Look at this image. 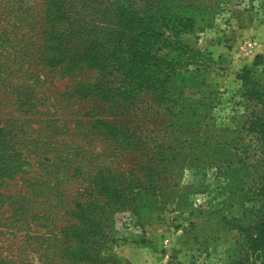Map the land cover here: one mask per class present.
Wrapping results in <instances>:
<instances>
[{
	"label": "rangeland",
	"instance_id": "obj_1",
	"mask_svg": "<svg viewBox=\"0 0 264 264\" xmlns=\"http://www.w3.org/2000/svg\"><path fill=\"white\" fill-rule=\"evenodd\" d=\"M47 1L0 0V259L260 264L248 235L264 214V0H195L194 31L173 65L182 101L169 117L123 118L145 120L150 137L141 126L117 138L98 133L90 113L100 106L76 95L93 72L52 67L48 39L73 21L77 38L95 26L104 39L120 11L100 23L83 1L54 12ZM92 200L104 215L88 234L92 213L77 203Z\"/></svg>",
	"mask_w": 264,
	"mask_h": 264
},
{
	"label": "trees",
	"instance_id": "obj_2",
	"mask_svg": "<svg viewBox=\"0 0 264 264\" xmlns=\"http://www.w3.org/2000/svg\"><path fill=\"white\" fill-rule=\"evenodd\" d=\"M77 1H83L85 6L91 7L93 14L101 13L100 23L103 22L102 13L107 12V9L120 11L119 17L109 25L113 28L112 34L100 40L96 34V27L93 26L88 30V34L85 33L86 37L77 38L74 21L70 22L68 31L59 29L51 31L55 34L52 37L55 36L56 40L53 41L52 38L48 40L56 45L55 59L49 56L46 60L54 59L52 67H60L65 73H78L83 69L93 72L90 77H83L76 83V95L83 100L90 99L94 106L95 104L97 107L100 106L96 111L93 108V112L90 113L95 118L93 123L98 133H104L112 138L129 133L132 137L136 135L139 127L145 126L142 132L145 133L144 136L150 137V132L154 131L150 130L145 120L138 122L141 124L138 127L134 122L126 120L124 122L123 118L131 117L133 121L132 117L141 111L149 112V117L158 116L157 111L160 109L165 110L166 116L169 117L168 114H173L171 108L179 105L178 100L182 101L180 92L176 91V85L174 87L176 79L174 77L178 73L173 65L180 62L178 54L186 49L182 35H189L194 31V14L197 8L195 0ZM62 2L63 0H48V9L54 12L51 8ZM125 4H128V7ZM136 7H140L139 10ZM62 15L57 12L53 18L55 20L58 18V21L70 20L64 15L61 18ZM72 33L74 37L70 38ZM76 40L81 46L74 43ZM48 45V42H43L39 46V51ZM247 77L243 76L244 80ZM259 101L264 105L261 100ZM108 115L111 118H106ZM1 131L3 130L0 129V133ZM3 147L5 149L4 145ZM262 195L264 197V194ZM77 206L82 210L87 207L92 213L91 218L87 220L90 228L88 234L92 233L93 229H99V219L104 215L102 202L92 200V207L89 203L79 202ZM257 223V231L248 235L250 239L248 246L254 259L264 264V214ZM102 247L104 245L95 250L96 258L101 259ZM103 260L107 261V257L103 256ZM0 264L16 263L0 259Z\"/></svg>",
	"mask_w": 264,
	"mask_h": 264
},
{
	"label": "crops",
	"instance_id": "obj_3",
	"mask_svg": "<svg viewBox=\"0 0 264 264\" xmlns=\"http://www.w3.org/2000/svg\"><path fill=\"white\" fill-rule=\"evenodd\" d=\"M232 30V29H231Z\"/></svg>",
	"mask_w": 264,
	"mask_h": 264
}]
</instances>
